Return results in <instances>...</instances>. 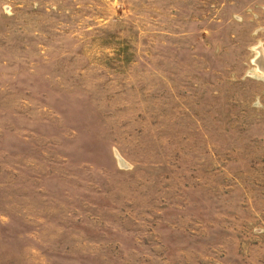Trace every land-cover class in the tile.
I'll use <instances>...</instances> for the list:
<instances>
[{
	"label": "rangeland",
	"instance_id": "rangeland-1",
	"mask_svg": "<svg viewBox=\"0 0 264 264\" xmlns=\"http://www.w3.org/2000/svg\"><path fill=\"white\" fill-rule=\"evenodd\" d=\"M258 62L264 0H0V264H264Z\"/></svg>",
	"mask_w": 264,
	"mask_h": 264
},
{
	"label": "bare ground",
	"instance_id": "bare-ground-1",
	"mask_svg": "<svg viewBox=\"0 0 264 264\" xmlns=\"http://www.w3.org/2000/svg\"><path fill=\"white\" fill-rule=\"evenodd\" d=\"M256 49H257V55L259 56V57H261L262 56V53H261V46H257L256 47ZM259 63V70L261 71H263L264 72V63H260V62H258ZM262 72V73H263ZM264 76V75H263ZM120 160H122V158L120 157Z\"/></svg>",
	"mask_w": 264,
	"mask_h": 264
}]
</instances>
